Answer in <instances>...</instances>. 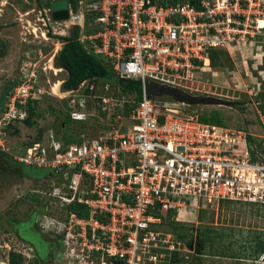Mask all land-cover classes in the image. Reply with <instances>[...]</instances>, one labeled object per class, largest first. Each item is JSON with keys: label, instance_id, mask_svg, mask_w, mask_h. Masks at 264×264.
Here are the masks:
<instances>
[{"label": "built area", "instance_id": "obj_1", "mask_svg": "<svg viewBox=\"0 0 264 264\" xmlns=\"http://www.w3.org/2000/svg\"><path fill=\"white\" fill-rule=\"evenodd\" d=\"M79 3L75 11L65 9V18H53L50 6L43 5L21 13V39H30L0 109V150L58 179L32 191L47 200L33 213L34 223L55 242L52 259L40 264H165L185 248L163 229V210L175 209L176 220L180 208L190 205L196 211L212 201L264 206V115L255 101L263 126V133L255 135L183 113L178 107L183 103L169 95L172 102L148 98L144 84L191 91L194 73L209 66L211 49L246 44L255 35L263 38L252 42L260 48L264 0ZM91 12L93 17L86 18ZM75 29L76 39L106 58L117 77L140 81L141 97L126 115L128 126L120 132L118 125L105 123L109 128L67 145L48 129L22 151H10L4 146L9 126L26 117L28 101L52 94L54 85L43 83L46 69L55 70L47 60L54 61L61 37ZM45 57L47 63L39 64ZM95 86L81 82L68 90L59 85L55 89L66 100L71 119L90 117L86 102L94 100L104 118L118 121L123 100L91 92ZM86 87L89 92L84 93ZM108 88L107 83L102 86ZM73 201L84 204L86 216L56 213ZM11 250L22 255L21 264H29L34 255L31 247ZM0 262L8 264L7 257Z\"/></svg>", "mask_w": 264, "mask_h": 264}, {"label": "rangeland", "instance_id": "obj_2", "mask_svg": "<svg viewBox=\"0 0 264 264\" xmlns=\"http://www.w3.org/2000/svg\"><path fill=\"white\" fill-rule=\"evenodd\" d=\"M34 3H36L34 0H0V102L1 97L6 95L10 82H14L17 77L20 59L26 48L23 45H26L30 39L26 36V39H21L22 42L19 40L24 25L21 13ZM55 31L58 32L56 29ZM66 32L70 33V31ZM57 34H64V31L61 33L59 31ZM259 38L263 39L259 35L251 39L254 42ZM248 42L243 44L239 41L227 48H216V60L219 61L220 66L214 67L209 64L207 70H198L192 78L194 82L190 84L193 89L184 91L191 95H208L217 98L222 104H178L183 113L202 116L208 122L218 116L222 125L246 129L255 135L263 133L262 123L255 110V96L258 91L264 90V70L259 68L264 67V44L260 43L261 47L256 48L251 40ZM54 45L58 47L59 43ZM52 46L53 44H50V47ZM46 59L47 57L42 58L39 64L48 62L52 67L55 65L53 59L47 62ZM55 67L54 71L48 67L46 75H43L44 86L54 85L52 94H44L38 101L37 106L42 110L43 116L36 120L32 118L30 122L12 124L7 130L4 142V146L10 151L22 150L25 146L23 141L36 140L38 130L41 134L48 129L54 132L52 127L56 122L54 116L58 115L56 111L51 112L49 107L65 110L64 99L55 87L58 85L61 87L60 84L66 77L63 67ZM46 80L49 81L48 85ZM153 99L172 102L170 97L164 94ZM3 102L4 98L1 103ZM88 103L90 105L88 111L92 117H88L87 120L96 118L94 127L89 129V133L96 132L100 127L98 125H106L109 122L112 126L118 125L120 132L125 131L129 124L126 116H122L118 121H108L97 112L94 100H89ZM21 167L22 165L12 160L8 153L0 150V261H6V257L8 260V252L12 251L11 248L27 251L28 247H31L14 232V226L20 222L21 230L28 231L30 226L33 230H38L32 212L40 211L38 210L40 206L39 203L32 202L34 199L32 191L41 190V186L45 189L46 181L50 183L54 180L46 178L45 182L41 181L42 179L34 181L29 176L23 175ZM36 201L38 202L37 199ZM172 219L175 220L173 217ZM173 220H166L163 228L171 230ZM176 221L190 228L184 232L177 226L176 229H179L175 230L176 233L184 234L183 238H176L177 236L175 238L180 241V248L185 250L175 251L171 257L175 258L174 261L168 259L165 264H264L262 258L264 252L255 259L249 256L254 247V241L251 240L257 235L264 238V206L212 201L200 206L196 211L190 208V205L180 208ZM203 231L207 232L210 243L203 242L200 249L197 236ZM208 250L212 251V254H208ZM16 253L20 255L19 252Z\"/></svg>", "mask_w": 264, "mask_h": 264}, {"label": "trees", "instance_id": "obj_3", "mask_svg": "<svg viewBox=\"0 0 264 264\" xmlns=\"http://www.w3.org/2000/svg\"><path fill=\"white\" fill-rule=\"evenodd\" d=\"M35 1L36 3H34L33 5H36V6H41V5L48 6L50 2V0H44V1L35 0ZM167 1L174 2L176 0H167ZM69 2L71 3L70 4L71 9L75 10L77 7L76 0H69ZM92 14H94V12L87 13L86 18H92L93 17ZM76 32H77V29H75L72 35L61 37L63 43L57 52V61L59 63V66L63 67V70L65 71V74H66L65 75L66 77L64 78V80H62L63 82H61L60 84L61 88L64 90H68V89L74 88L81 82H84L86 85L87 83L88 84L93 83L96 86H95V90H92L91 92L96 93L98 95L107 94L119 100L122 99L123 103H122V108L120 111L123 116H126L128 111L134 105V103L141 97L140 81L138 79L136 80V79H131V78L117 77L114 71L112 70L111 65L109 64L108 60L106 58L101 57L100 55L96 53L90 52L81 42H79L76 39V34H77ZM19 38H20L19 39L20 42H22L21 35L19 36ZM24 46H27V45H23V47ZM215 52H216V49H211L209 51V64L214 67L220 66L219 61L216 60ZM260 68H264V67H260ZM105 83L109 85V88L104 91L102 89V86ZM12 85H13V82H10L8 88L6 89V92L9 90V88ZM82 91L84 93L89 92L87 87L86 89ZM256 95L257 96H255V98L257 102V108L264 115V90L258 91ZM3 96L1 97L2 100L4 98ZM96 100H99V98H96ZM38 101H33V102L28 101L27 106H26L27 115L20 122H23V123L30 122L32 118L33 120H36L43 116L42 110H40L37 106ZM1 102H0V109L2 106ZM86 105H87V111L90 110L89 109L90 105L88 102H86ZM64 106H65V110H63V108L62 110H60L59 107L58 108L56 107V109L53 107H49V110L51 112L56 111V114L58 115V116H54L56 122H55V126H52V127H53L56 137L60 139L63 145H67L70 143H78L79 141H81L83 136L85 137V136L92 135L91 133H89V129H93L94 127L93 123H95L96 118H90V120H87L88 117L83 120L71 119L69 116L70 108H68L65 99H64ZM96 110L98 113L104 116V112L100 111L98 106L96 107ZM110 117H114V114H112ZM198 118L201 121L207 120L202 116H198ZM210 122L215 123V124H221L218 116L215 117V119ZM11 126L12 125H10L9 128ZM98 126L100 127H98L96 131H99L103 128H109L108 125H104V124H100ZM78 130L80 132H78ZM85 130H87L88 132ZM36 136L37 137L35 139L38 140L43 137V134H41L40 130H38ZM23 142H24V145H28L33 141L27 140ZM24 147L22 148V150L24 149ZM21 168H23L22 169L23 175H25L26 177L29 176L34 181H40L42 179L41 181L45 182L44 180H46V178L49 179L51 177L50 176L51 173L48 172L44 168H38L35 166H27V165H22ZM56 183H58V179L56 180ZM46 184L48 186L49 183L46 181ZM41 187L43 188L44 186H41ZM32 193H34L32 194L34 195V199H32V202L35 204L39 203L40 207L38 210H42L44 205L47 203V200L40 197L39 193H35V192H32ZM36 199L38 200V202L36 201ZM249 205H254V204H249ZM65 211H73L78 216L87 215V210L84 204L78 203L75 201L71 202L70 204L66 206H61V209H59L58 212L56 213L61 216L62 214L65 213ZM53 213H55V211ZM174 215H175V209L173 208L163 210L160 215L162 227H164L163 225L166 220H173L172 217L174 218ZM171 225L173 227H171V230H167V231H169L174 237L177 236L176 238L178 237L183 238L184 234L180 232L176 233L175 230L180 228L181 230L183 229L184 232H186V230L190 229L189 227H186L184 224H178L176 220H173V223H171ZM177 226H179V228L176 229ZM163 229L166 230L165 228ZM174 232L176 233V235H174L175 234ZM197 238L200 244L199 245L200 249L202 248L203 242L210 243L209 242L210 238L206 231H203L201 234H198ZM254 239L251 240V241H254L253 243L254 247H252L251 253L249 254V256L251 255L252 259H255V257H257L259 254L264 252V238H261L259 237V235H257L256 237H254ZM173 254L174 253H172L169 258L170 261H174L175 259V258H171ZM208 254H212V251L208 250ZM20 255L17 254L16 251H13V250L9 251L8 252L9 261L7 260L8 264H21L23 257ZM262 258H264V255L262 256ZM40 259L41 258L35 254L33 255V258L30 259L31 262L29 264H32V263L40 264L41 262Z\"/></svg>", "mask_w": 264, "mask_h": 264}, {"label": "water", "instance_id": "obj_4", "mask_svg": "<svg viewBox=\"0 0 264 264\" xmlns=\"http://www.w3.org/2000/svg\"><path fill=\"white\" fill-rule=\"evenodd\" d=\"M50 8L52 9V16L53 18H65L67 15V11L65 9L61 11H56V3L50 2ZM54 63L55 66H59V63L57 61V54L54 56ZM144 90L146 97L151 98L152 96H159V95H169L172 100H175L177 102H182L186 105H192V104H222V102H219L220 100L217 98H213L211 96H200V95H191L188 94L180 89L170 87V86H164V85H158L152 82H146L144 84ZM0 264H3L0 262Z\"/></svg>", "mask_w": 264, "mask_h": 264}, {"label": "flooded vegetation", "instance_id": "obj_5", "mask_svg": "<svg viewBox=\"0 0 264 264\" xmlns=\"http://www.w3.org/2000/svg\"><path fill=\"white\" fill-rule=\"evenodd\" d=\"M35 1V0H34ZM56 3V11H61L66 8H71L69 0H50V2ZM36 2V1H35ZM49 2V4H50ZM80 0H76V6L79 7ZM50 6V5H48ZM76 7V8H77ZM75 11V10H73ZM20 222L14 226V232L18 234L20 238L27 241L33 250L34 255L36 254L41 259V262H49L55 252V242L45 234L38 230H33L30 226L29 230H21Z\"/></svg>", "mask_w": 264, "mask_h": 264}, {"label": "crops", "instance_id": "obj_6", "mask_svg": "<svg viewBox=\"0 0 264 264\" xmlns=\"http://www.w3.org/2000/svg\"><path fill=\"white\" fill-rule=\"evenodd\" d=\"M72 10V9H71ZM73 11V10H72ZM260 68V67H259ZM260 70H264V68H260Z\"/></svg>", "mask_w": 264, "mask_h": 264}, {"label": "bare ground", "instance_id": "obj_7", "mask_svg": "<svg viewBox=\"0 0 264 264\" xmlns=\"http://www.w3.org/2000/svg\"><path fill=\"white\" fill-rule=\"evenodd\" d=\"M54 67H55V65H54ZM56 68V67H55ZM207 70V69H206Z\"/></svg>", "mask_w": 264, "mask_h": 264}]
</instances>
